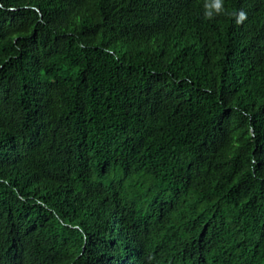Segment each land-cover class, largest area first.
I'll return each mask as SVG.
<instances>
[{
  "label": "trees",
  "instance_id": "obj_1",
  "mask_svg": "<svg viewBox=\"0 0 264 264\" xmlns=\"http://www.w3.org/2000/svg\"><path fill=\"white\" fill-rule=\"evenodd\" d=\"M138 246L264 264V0H0V264Z\"/></svg>",
  "mask_w": 264,
  "mask_h": 264
},
{
  "label": "clouds",
  "instance_id": "obj_2",
  "mask_svg": "<svg viewBox=\"0 0 264 264\" xmlns=\"http://www.w3.org/2000/svg\"><path fill=\"white\" fill-rule=\"evenodd\" d=\"M128 252H131V254H127ZM127 253L121 259L123 264H161L155 261L144 248L139 246L135 250H128Z\"/></svg>",
  "mask_w": 264,
  "mask_h": 264
}]
</instances>
